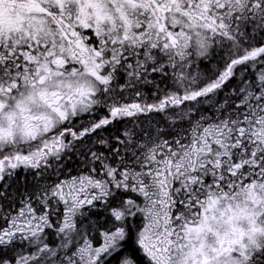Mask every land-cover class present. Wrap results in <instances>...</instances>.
<instances>
[{
  "label": "snow or ice",
  "instance_id": "6c2138e0",
  "mask_svg": "<svg viewBox=\"0 0 264 264\" xmlns=\"http://www.w3.org/2000/svg\"><path fill=\"white\" fill-rule=\"evenodd\" d=\"M0 264H264V0H0Z\"/></svg>",
  "mask_w": 264,
  "mask_h": 264
},
{
  "label": "trees",
  "instance_id": "16d2710c",
  "mask_svg": "<svg viewBox=\"0 0 264 264\" xmlns=\"http://www.w3.org/2000/svg\"><path fill=\"white\" fill-rule=\"evenodd\" d=\"M209 67H211V65H209Z\"/></svg>",
  "mask_w": 264,
  "mask_h": 264
}]
</instances>
